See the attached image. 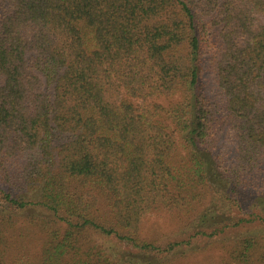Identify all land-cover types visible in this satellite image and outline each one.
Here are the masks:
<instances>
[{
    "label": "trees",
    "instance_id": "trees-1",
    "mask_svg": "<svg viewBox=\"0 0 264 264\" xmlns=\"http://www.w3.org/2000/svg\"><path fill=\"white\" fill-rule=\"evenodd\" d=\"M263 224L264 0H0V264H191L244 227L212 264H264Z\"/></svg>",
    "mask_w": 264,
    "mask_h": 264
},
{
    "label": "rangeland",
    "instance_id": "rangeland-1",
    "mask_svg": "<svg viewBox=\"0 0 264 264\" xmlns=\"http://www.w3.org/2000/svg\"><path fill=\"white\" fill-rule=\"evenodd\" d=\"M159 232L160 233H165L167 232V229L169 230V226L162 220H159V223L157 225ZM256 227L255 229L260 228ZM247 228H240L237 230H231V232L227 233L225 236H221V237H215L209 240H202V241H198L197 244H195V249L198 250L199 252H197L198 254L191 259V264H204L208 261H211L212 263H216L218 262L221 254H222V250L228 249V244L227 242L229 240H232L235 237H241L244 236L245 233L247 232V230H245ZM264 234V224H263V233ZM204 257L209 258V260H205ZM205 260V261H204Z\"/></svg>",
    "mask_w": 264,
    "mask_h": 264
}]
</instances>
